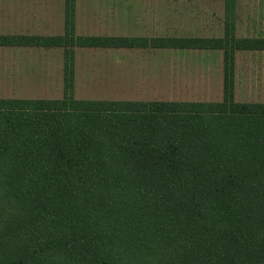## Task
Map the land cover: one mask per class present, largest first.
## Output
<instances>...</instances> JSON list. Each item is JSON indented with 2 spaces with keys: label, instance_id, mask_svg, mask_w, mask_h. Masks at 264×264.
Segmentation results:
<instances>
[{
  "label": "trees",
  "instance_id": "1",
  "mask_svg": "<svg viewBox=\"0 0 264 264\" xmlns=\"http://www.w3.org/2000/svg\"><path fill=\"white\" fill-rule=\"evenodd\" d=\"M160 36V48L224 50L221 101L83 100L64 35V97L0 98V264H264V103L234 99V52L264 40Z\"/></svg>",
  "mask_w": 264,
  "mask_h": 264
},
{
  "label": "crops",
  "instance_id": "2",
  "mask_svg": "<svg viewBox=\"0 0 264 264\" xmlns=\"http://www.w3.org/2000/svg\"><path fill=\"white\" fill-rule=\"evenodd\" d=\"M217 1L219 6L215 7L225 11V16L220 13L221 25L233 27L235 37L264 40V0ZM159 12L158 0H74L76 36L119 40L115 44L73 47L76 99L153 101L167 97L168 101H189L186 90L193 77L212 86H204L207 96L214 101L223 99V49L160 48L144 41L128 45L122 40L160 37L147 36L143 29L133 31L142 21L144 28L154 26ZM65 31L66 0H0V35L55 36ZM161 49H167L171 56L164 79ZM161 85L167 86L166 97H161ZM64 87V46L0 43V98L59 99L64 97ZM234 99L264 103V47L235 50Z\"/></svg>",
  "mask_w": 264,
  "mask_h": 264
},
{
  "label": "rangeland",
  "instance_id": "3",
  "mask_svg": "<svg viewBox=\"0 0 264 264\" xmlns=\"http://www.w3.org/2000/svg\"><path fill=\"white\" fill-rule=\"evenodd\" d=\"M144 1L146 3H149V0ZM216 1L217 0H158L160 4L159 21L156 22V20H154V26H149L145 28L142 24V21L140 24H137L138 28L133 31L141 32V29H143L144 34H146L147 36H203L210 38L226 36V26H222L219 21L222 18L220 17V13H222V16H225V11H222V9L218 7L219 5L218 3H215ZM155 2L156 0H154V3ZM199 5H202V8H204V10H199ZM216 5L218 6L215 7ZM185 6H187V9ZM216 17L218 18L216 19ZM209 51L210 50L208 49L207 52ZM167 52V49H161V79H164L167 76V69L169 65L168 60H170L171 58L170 54H168ZM211 56L213 57L215 55L213 54ZM207 60H209V58H207ZM181 61H183L182 58H180V62ZM196 69L197 67L193 68L192 70L196 71ZM208 85L209 83L206 86L205 83L198 82L197 77H193L192 84L187 86L186 100L214 101L212 97L207 96V93L205 94V87L208 89L212 87L211 85ZM180 86L183 87L184 85L182 84ZM161 90V97H166L168 95L167 86L161 85ZM166 99L168 98L166 97Z\"/></svg>",
  "mask_w": 264,
  "mask_h": 264
}]
</instances>
